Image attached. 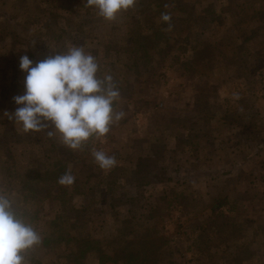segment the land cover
Masks as SVG:
<instances>
[{
	"label": "rangeland",
	"instance_id": "obj_1",
	"mask_svg": "<svg viewBox=\"0 0 264 264\" xmlns=\"http://www.w3.org/2000/svg\"><path fill=\"white\" fill-rule=\"evenodd\" d=\"M254 1L249 10L251 0H151L149 11L146 0H135L107 20L87 0H0V38L20 37L14 46L0 41V192L41 238L53 236L38 245L44 255L29 251L38 264H264V154L254 158L263 166L235 169L249 156L231 152L232 141L217 139L214 128L223 82L254 84L251 98L264 99V0ZM72 46L93 55L98 76L111 75L120 93L113 108L124 117L86 142L89 151L115 156L110 169L84 148L69 149L58 132L49 137L51 129L26 133L13 120V137L2 114L8 98L25 92L21 56L38 62ZM237 48L251 61L247 79L245 61L223 67ZM254 141L264 148V138ZM61 155L71 185L54 180L51 199L44 183L24 187L29 167L51 166Z\"/></svg>",
	"mask_w": 264,
	"mask_h": 264
},
{
	"label": "clouds",
	"instance_id": "obj_2",
	"mask_svg": "<svg viewBox=\"0 0 264 264\" xmlns=\"http://www.w3.org/2000/svg\"><path fill=\"white\" fill-rule=\"evenodd\" d=\"M134 4L135 0H87V6L107 20ZM161 18L165 22L171 19L168 13H162ZM19 67L26 73L25 92L13 98L16 110L4 114L22 125L26 133L51 129L47 131L49 137L58 132L62 143L75 150L92 136H104L110 125L125 115L113 108L120 96L113 77H99L97 59L83 47L72 46L38 62L23 55ZM92 155L102 169L116 164L115 156L102 150L93 149ZM74 179L68 172L58 183L71 185ZM40 239L33 226L18 217L12 200L0 192V264H27L26 251Z\"/></svg>",
	"mask_w": 264,
	"mask_h": 264
},
{
	"label": "crops",
	"instance_id": "obj_3",
	"mask_svg": "<svg viewBox=\"0 0 264 264\" xmlns=\"http://www.w3.org/2000/svg\"><path fill=\"white\" fill-rule=\"evenodd\" d=\"M234 40V39H233ZM236 40V39H235ZM237 45V43H236ZM222 50V45L219 46V51L221 52ZM245 51H239V49L237 48V50L235 51V54L231 57L232 58H227V60H225L223 62V67L225 69L230 68V66H241V63L245 61V65L247 66V73L246 75V79L248 78L249 72H248V67L250 68L249 64H250V60L246 55H244ZM221 60V59H220ZM218 65H220V61L217 62ZM232 68V67H231ZM230 71V70H229ZM232 72V76H233V70L231 69L230 73ZM252 73V71H250ZM242 73V74H244ZM245 78V76H244ZM239 84V81H237ZM224 83V87L223 89L219 90V93L221 95L218 100H215V103H222L223 107L219 106L217 107L218 109L216 110V115H217V120L218 118H220L219 115H223L221 116L222 119L220 120V123L218 124L217 127L215 128L216 133L219 132L221 133V135L217 136V139L222 140L224 142V139H229L232 141V143L230 145H228V148H231V152L235 153H246L248 157V161L245 162V164L240 167L237 166L235 167V169H243L244 167H246V165L249 168H252L253 165L255 166V156L257 154H259L260 156H263L264 154V148L259 150L257 148V146L255 144H257V142H255V138H264V108L263 103H264V99L262 98H258L260 100V102H262V104H259V100H257L256 98H251L255 93V87L253 86L254 84H251V86L249 85V82L247 83H241L239 84V87L235 88V85L232 84V86H227ZM245 85L247 86V88L245 87ZM253 87V88H252ZM252 88V89H251ZM225 91H228V93H225ZM241 92V93H240ZM240 93V99L236 97L237 100H235V96L236 94L238 95ZM234 96V97H233ZM224 97L231 99V104L228 103V100H226ZM243 99H242V98ZM208 101L205 100V108H208L207 106ZM221 107V108H220ZM207 112V109H206ZM220 113V114H219ZM200 114L202 116H204L203 111L200 110ZM215 114V113H214ZM212 113L211 117L214 115ZM207 121H210L211 118L206 119ZM206 122V121H205ZM186 126H188L190 129H195L196 123H192L190 126L188 124L185 123ZM200 128L204 127L203 125L199 124ZM209 127L211 128V130L214 132V129L212 126H207V130H209ZM241 134H243L241 136ZM231 136V137H230ZM230 137V138H229ZM236 141V144L234 145L233 142ZM223 142L221 144H223ZM229 144V143H228ZM240 145H242L243 147L241 148ZM263 145V144H261ZM260 145V146H261ZM235 147V148H234ZM244 147H248L247 149ZM234 148V149H233ZM252 149V152L249 151V149ZM254 148V149H253ZM256 149V150H255ZM259 152H257L258 150ZM242 150V151H241ZM248 150V151H246ZM246 151V152H245ZM256 151V152H254ZM233 155V154H232ZM237 155V154H236ZM239 164V160H236ZM258 165L263 166V161L259 160L257 165L255 167H257ZM258 170L260 171L259 167Z\"/></svg>",
	"mask_w": 264,
	"mask_h": 264
},
{
	"label": "trees",
	"instance_id": "obj_4",
	"mask_svg": "<svg viewBox=\"0 0 264 264\" xmlns=\"http://www.w3.org/2000/svg\"><path fill=\"white\" fill-rule=\"evenodd\" d=\"M150 1L151 0H146V2H145V5H146L145 8L147 10H149V11L152 10V5H154V3L150 2ZM152 1H155V0H152ZM254 5H255V1L251 0L250 5L247 8L249 10H252L254 8ZM49 27H51V26H48L47 29H49ZM2 33H3V36L0 38V41H3V42H9L10 41L9 43H12L13 46L15 45V42L20 41V37L17 34L13 33V32H2ZM14 49H15V47H14ZM8 99H10L9 101L11 102V104H9V106H7L6 109H4L2 111L3 115H5L4 114L5 111L12 113L18 107V106L15 105L16 107L14 108L13 103H12V102H14L13 98H8ZM13 120H15V119H10L9 116L6 115L5 122H7V126H11L10 130L13 133V137H16L17 133H16L15 128H14ZM7 144L8 143L5 144V147H7ZM80 148H82V149L84 148L85 151L82 152L84 155H89V156L92 155V151H89V149H87L86 142L83 143L80 146ZM63 157H66V155H61L59 161L58 162L56 161V163H59V164L54 163V164H51V166L47 165V166H49L48 168H47V166L44 167V168H41V169L40 168L29 167L28 171H26L24 173V176H23L24 187L25 188H29V187L32 186V184L34 182H41V184L44 183L45 185L41 186L40 190L41 191H47V193L44 194L47 199L53 198L55 192H52L53 188H52V190H50V188L54 187L56 185V183H54V180L57 181V179L60 178L62 175H64L65 173H68V171L66 170V166H65L66 163L64 162ZM72 174H75V173H72ZM104 179H106V178H104V175H102L101 180L103 181ZM48 182L50 183V185L48 184ZM87 183H88V180H87V182L84 181L83 185H86ZM114 183L116 184L117 182L114 181ZM100 186H104V185L100 184ZM33 193L36 194L35 191H33ZM87 196L88 195H85V197H87ZM60 198H61L60 194H58V195H56L55 200L60 199ZM73 199H74V196L73 197L70 196V199L67 200L66 202L67 203H72V206L75 209L76 202L75 201L72 202ZM223 206H225V204L222 203L218 207L220 208V207H223ZM16 213H17L19 218H21V219H23L25 221V219H26L25 215H21V213L17 212V211H16ZM25 222L28 223L27 221H25ZM35 230L37 232L39 231L38 229H35ZM53 240L54 239H53L52 235L48 234L46 236V233H43L42 234V238L40 239V242L37 245L33 246V248H31V249L26 251L25 257H26L27 262L38 264L39 262H36V260H35L36 258H32V257H30V255H28L29 251H32L34 253H40V254L44 255V251H43L44 248H41L38 245H40V244L49 245V244L52 243ZM87 252L90 253L89 250H87ZM82 253L84 255L85 251H83ZM45 256L47 257V255H45ZM85 257L89 258V256H87V255H85ZM82 259H84V258H82ZM28 260H31V261H28Z\"/></svg>",
	"mask_w": 264,
	"mask_h": 264
}]
</instances>
